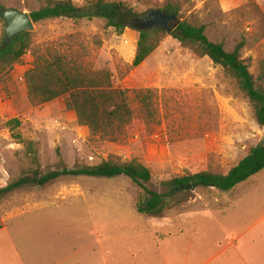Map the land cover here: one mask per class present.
<instances>
[{
  "label": "rangeland",
  "instance_id": "rangeland-1",
  "mask_svg": "<svg viewBox=\"0 0 264 264\" xmlns=\"http://www.w3.org/2000/svg\"><path fill=\"white\" fill-rule=\"evenodd\" d=\"M85 1L74 0L79 6ZM121 1L143 16L152 4L165 0ZM177 1L182 3L178 19L203 25L210 41L222 43L228 52L242 42L240 56L249 60V71L257 76L264 57V0ZM40 4L0 0V8L27 13ZM32 33L31 50L0 79V190L30 166L24 145L13 137L16 133L33 142L43 170L54 168L57 151L71 169L98 165L110 155L135 159L151 171L147 187L158 193L164 192L159 181L185 170L228 171L264 137L235 82L168 34L133 68L136 29L117 34L102 19L58 18L34 23ZM3 39L0 19V44ZM35 53L67 55L89 73L106 72L113 86L128 92L134 109L130 125L111 140L91 137L74 112L60 109L61 100L31 103L24 74L32 68ZM140 91L150 98L151 116L138 110L134 93ZM13 119L20 122L18 128L8 124ZM138 196V186L126 176H66L44 186L28 183L0 194V243H32V255L37 248L52 249L70 257V264H95L89 257L99 264L104 256L132 263L138 245L164 243L166 237L170 243H204L207 238L220 242L223 229L238 236L251 226L239 241L244 259L236 254V262L264 264V170L229 192L200 189L190 198L178 195L161 218L138 214ZM206 207L226 210L213 211L214 219L207 217L204 226L200 211Z\"/></svg>",
  "mask_w": 264,
  "mask_h": 264
},
{
  "label": "trees",
  "instance_id": "trees-1",
  "mask_svg": "<svg viewBox=\"0 0 264 264\" xmlns=\"http://www.w3.org/2000/svg\"><path fill=\"white\" fill-rule=\"evenodd\" d=\"M37 10L29 13L33 23L58 18L73 21L102 19L106 28L122 34L130 24L142 17L136 10L121 0H86L82 6L74 0H38ZM188 2V0H185ZM161 10L168 15L181 19L182 3L177 0H165L161 5L152 4L150 10ZM170 36L181 47L188 49L198 59L208 58L232 79L239 91L246 97L253 110L257 125L264 130V57L258 63V74L250 73L248 59H242L240 51L243 43L239 42L230 52L222 43L210 41L204 34V26L192 24L186 20L171 24ZM136 29V28H133ZM139 33L136 52L132 61L135 68L142 64L157 48L161 38L166 35L162 28L136 29ZM33 33L24 32L17 35L7 45L0 44V79L7 76L22 57L31 50ZM31 69L24 74L29 100L33 104H44L61 100L62 111L74 112L77 122L88 128L91 137L111 140L121 135L134 117L128 92L113 86L111 77L106 72H90L67 55L57 53L34 54ZM136 103L140 112L151 116V104L144 91L136 92ZM13 129L20 126L16 119L8 123ZM14 139L24 145L25 156L29 161L28 168H22L20 176L0 190V194L20 188L28 183L44 186L60 177L86 176L97 178H114L126 176L138 186L139 196L135 211L140 215L155 218L164 216V211L171 199L178 195L191 196L200 189H215L229 192L245 183L264 170V137L250 147L246 154L228 171L216 173L211 170L190 172L183 171L159 181L164 192L158 193L147 185L152 180L151 171L135 159L122 161L114 155L98 165L90 167L76 166L69 168L63 161L60 152L54 168L43 170L39 164L38 153L32 141H25L18 133Z\"/></svg>",
  "mask_w": 264,
  "mask_h": 264
},
{
  "label": "crops",
  "instance_id": "crops-1",
  "mask_svg": "<svg viewBox=\"0 0 264 264\" xmlns=\"http://www.w3.org/2000/svg\"><path fill=\"white\" fill-rule=\"evenodd\" d=\"M203 210L204 212H202ZM219 210L224 212L226 209L206 207L200 211L201 216L204 215V226H206L205 219L213 218L211 217L212 212ZM250 228L251 226L238 236L234 230L231 229V232L227 233L222 228L223 238L220 239V242L214 241V243L207 240L208 238L204 240V243H170L171 240L166 237L164 243L138 245L136 247L138 253L135 256L131 255V259H135V262L123 263L119 256L110 258L108 261L107 256H104L102 257L103 261L99 264H241L240 259L238 263L236 262V254L244 259L239 254V247L241 248L239 241L245 231L246 233L250 232ZM1 232L2 230H0ZM205 237L206 230L204 228ZM160 239H162V235ZM161 242L163 241L161 240ZM31 247L32 243H0V264H70V257L56 255L52 249L40 250L37 248L36 250H39L36 252L37 255H32ZM92 260V257H89V261L96 264V261ZM72 264H80V262L74 261ZM242 264L248 263L244 261Z\"/></svg>",
  "mask_w": 264,
  "mask_h": 264
},
{
  "label": "water",
  "instance_id": "water-1",
  "mask_svg": "<svg viewBox=\"0 0 264 264\" xmlns=\"http://www.w3.org/2000/svg\"><path fill=\"white\" fill-rule=\"evenodd\" d=\"M0 19L4 23V39L3 46H7L14 37L24 32H33L34 23L32 22L29 13L15 8H0ZM180 20L174 15H168L161 10H150L145 13L140 19L132 22L131 27L139 29L162 28L166 34L170 35L171 24L179 23Z\"/></svg>",
  "mask_w": 264,
  "mask_h": 264
}]
</instances>
